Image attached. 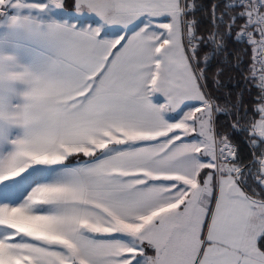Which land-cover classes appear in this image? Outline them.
Instances as JSON below:
<instances>
[{
	"label": "snow or ice",
	"instance_id": "1",
	"mask_svg": "<svg viewBox=\"0 0 264 264\" xmlns=\"http://www.w3.org/2000/svg\"><path fill=\"white\" fill-rule=\"evenodd\" d=\"M202 10L0 0V264H264V0Z\"/></svg>",
	"mask_w": 264,
	"mask_h": 264
},
{
	"label": "trees",
	"instance_id": "2",
	"mask_svg": "<svg viewBox=\"0 0 264 264\" xmlns=\"http://www.w3.org/2000/svg\"><path fill=\"white\" fill-rule=\"evenodd\" d=\"M222 0H197V3L203 5V10L196 13V19L200 21L201 32H207L210 29L211 20V5L219 4ZM241 56L245 63L240 66L241 70L238 71L235 67V61H232L229 57H219L212 61L208 69V91L212 93L214 97H217V103L222 107H228L231 103H234L238 95H243L245 105L248 106L249 101L254 98L256 89L252 87L251 83L245 79L250 73L247 71L248 66L251 64V54ZM218 72H222L221 76H217ZM243 72V75L241 74ZM219 79L223 87H218L214 84V81ZM247 84V89L245 85ZM221 123L227 124L231 121V117H220ZM243 147V145H241Z\"/></svg>",
	"mask_w": 264,
	"mask_h": 264
}]
</instances>
